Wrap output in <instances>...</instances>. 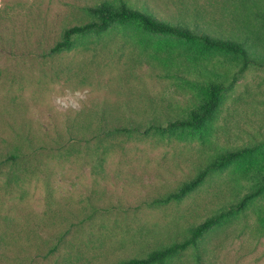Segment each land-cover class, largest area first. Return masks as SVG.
Listing matches in <instances>:
<instances>
[{"label":"rangeland","instance_id":"1","mask_svg":"<svg viewBox=\"0 0 264 264\" xmlns=\"http://www.w3.org/2000/svg\"><path fill=\"white\" fill-rule=\"evenodd\" d=\"M98 1L0 0V152L26 132L42 146L35 152L23 147L25 157L0 167V264H116L140 256L181 239L191 223L254 189L251 174L264 169L259 66L240 75L201 130L67 141L68 124L95 125L100 106L109 107L107 122L119 123L145 122L149 106L186 113L206 91L196 67L220 78L212 63L239 64L238 55L218 49L204 51L195 63L189 48L197 43L145 32L136 22L75 36L70 50L48 54L62 29L90 18L84 8ZM122 1L160 19L227 33L240 23L233 11L243 0ZM162 58L170 62L165 67ZM183 71L190 72L187 79L179 77ZM236 146L253 149L211 171L179 201L146 202L193 176L217 151ZM69 227L58 250L40 258L57 242L56 232ZM167 264H264V192L226 213L198 248L187 247Z\"/></svg>","mask_w":264,"mask_h":264},{"label":"trees","instance_id":"2","mask_svg":"<svg viewBox=\"0 0 264 264\" xmlns=\"http://www.w3.org/2000/svg\"><path fill=\"white\" fill-rule=\"evenodd\" d=\"M250 2L242 1V7H236V14L240 18H235L238 24H230L231 28L227 33L216 28L201 27L197 24L186 22H170L156 17L151 11L138 6H129L126 2L119 0H100L84 9L88 16L86 21L64 27L60 39L48 49V54L67 51L73 47L75 36L83 35L88 32L104 33L115 25H126L129 22H136L145 32L151 34H169L177 38L198 44L196 47H190L195 63L203 56L204 51L218 49L239 56V64L236 69H230L222 66L219 62L211 64V70L214 75L205 74L200 67V75L206 80V91L199 101L186 110V113L172 112L168 107L149 106L148 110L143 112L145 122L128 119L127 122H107L106 115L109 107H99V121L95 125L90 123L68 124V131L71 135L68 142L83 141L85 143L97 139L101 142V135H127L146 134L147 132H163L166 130L192 129L201 130L206 123L213 118V115L219 108L223 94L238 80L240 75L249 66L264 67V2L257 3L255 0ZM241 6V4H240ZM162 46L157 45V49ZM142 48L147 50L148 45L143 44ZM186 52V51H185ZM191 52H186V57ZM153 56H149L151 58ZM156 59L158 56L156 55ZM174 60V58L172 57ZM177 61H179L177 59ZM164 67L170 62L162 58ZM193 65V63H190ZM163 68V67H162ZM189 71H183L179 77L187 79ZM133 109L132 106H129ZM97 109L92 110L91 114L96 115ZM28 135L19 140V144L7 148L0 152V167L6 163H13L18 159L25 157L26 149L37 151L40 147L38 141ZM88 133V136H86ZM253 148L246 146H236L217 151L200 164L196 173L186 180L181 181L175 188L162 192L154 196L148 202L149 205L167 204L171 201H179L189 192L200 186L207 175L213 170H219L227 165L238 161L244 157ZM103 157L104 155L101 154ZM101 157V162L103 160ZM102 164V163H100ZM255 187L247 190L242 196L235 195L233 200L224 202L217 212L207 216L200 222L191 223L185 230L181 239L171 240L164 244L146 251L140 256H131L120 260L116 264H167L176 253L185 250L189 246L199 247V241L204 233L219 223L220 218L234 209L243 208L247 201L264 192V169L256 170L251 174ZM228 210V211H227ZM73 224H71L72 226ZM67 230L57 231V242L52 245L47 252L39 253L40 258H46L49 254L56 252L59 244L63 241ZM201 252H197L196 259H201Z\"/></svg>","mask_w":264,"mask_h":264}]
</instances>
